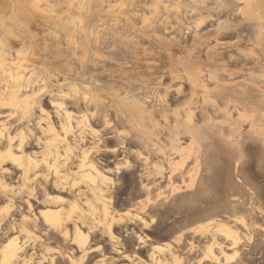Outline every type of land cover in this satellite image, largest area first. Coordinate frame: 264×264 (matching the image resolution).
<instances>
[{"label":"rangeland","instance_id":"obj_1","mask_svg":"<svg viewBox=\"0 0 264 264\" xmlns=\"http://www.w3.org/2000/svg\"><path fill=\"white\" fill-rule=\"evenodd\" d=\"M153 1L0 0V42L6 40L11 53L22 49L25 56L32 55L34 74L45 80L46 85L37 93L40 106L50 113L55 126L58 123L50 102L52 98L62 100L50 97V93L55 94L53 90H57L59 84L63 92H67L65 83L69 82L79 88L80 93L84 90L81 96L94 92L105 102L98 107H85L80 99L78 107L70 108L75 113L74 119L79 120L80 112L87 118L84 125L78 124L83 127V135L86 133L78 152L92 148L89 160L111 180L100 186L101 203L93 196L85 197L99 210L98 221L104 219V203L111 215L107 217L108 222L124 221L125 212L129 211L138 213L147 223L146 228L140 222L112 225L113 234L119 239L117 245L121 247L117 251L113 247L116 244L109 241L106 233L97 230L90 247L100 246V249L91 254L90 261L85 259L82 264H99L103 260V264H158L156 259L174 264L175 256L182 258L181 264H264V102L260 98L261 93L264 95V30L261 31L264 29V0H249L250 15L245 14L244 4L238 0H160L163 5L159 4L156 9H153ZM256 35L263 37L257 39ZM74 46L82 48L83 53L74 50ZM92 53L93 59L90 58ZM209 73L216 75L214 80L208 81ZM188 76H191L189 81ZM159 78L162 85L157 96L166 94L165 102L147 103L139 88ZM195 78L204 88L198 94L189 95ZM216 80L225 87L224 92L215 89ZM179 85L181 91L176 90ZM83 86L87 89H82ZM38 87L35 91L41 88ZM207 88L210 101H214L219 110L216 122L223 124L213 130H209L203 118L212 105L203 101ZM116 90H128L132 97L129 100L144 101L145 105L131 115V120L117 117L115 107L110 106L115 104ZM237 99L245 101L244 105L249 107L241 108ZM63 103L73 106L69 99H64ZM186 108L194 114L191 124L207 131L193 143L181 115ZM7 109L0 108V120L6 119ZM175 109L180 113L178 116L172 113ZM38 111L33 110V117L39 115ZM161 114L168 116L166 124ZM103 116L110 125L104 123ZM134 116H141V121ZM15 120L9 119L14 127L11 132L28 124L22 121L17 124ZM74 126L76 136L68 135L69 141L78 139L77 126ZM161 126L166 129L157 131ZM221 128L227 132L223 131L226 137L219 134ZM32 129L36 137H41L38 128ZM156 144L163 153L152 150ZM112 149L115 152L109 151ZM25 151L36 153L39 159L42 145L31 141ZM136 151L141 155H136ZM156 163L161 174L154 168ZM78 164L75 157L69 160L67 186L74 181L71 173L78 171ZM2 167L8 174L2 172L0 181L5 180L12 186V191L16 192L12 202L19 209L0 198V233H3L0 234V259L3 245L15 237L23 242V256L32 258L24 264H51V261L52 264H68L64 254L71 249H74V257L80 256L75 245L65 244L59 232L44 225L40 216L47 208L59 207L66 214L73 200V190L60 191L53 184L38 187L35 183L23 188L19 170L10 164ZM145 174H149L153 182L141 180L140 176ZM58 179V176H50L52 181ZM78 181L77 191L80 189L84 195L83 179L79 175ZM146 183L150 186L148 192L141 187ZM29 187H34L36 198L30 196ZM45 192L49 197H45ZM57 195L64 198L61 205L52 200ZM234 195L239 198L236 202ZM27 205H31L30 211ZM141 205H146L145 213ZM23 214L29 220L35 218L36 227H31L29 220L24 223ZM241 217L243 223H239ZM213 218L218 220L213 221ZM22 224L30 233H19ZM82 224L89 226L91 221L85 219ZM216 230L220 233H214ZM221 233L233 234L239 244L229 248L231 239ZM136 234L148 236L150 240L142 245ZM216 243H221V247ZM158 244L169 247L159 252L153 249Z\"/></svg>","mask_w":264,"mask_h":264},{"label":"bare ground","instance_id":"obj_2","mask_svg":"<svg viewBox=\"0 0 264 264\" xmlns=\"http://www.w3.org/2000/svg\"><path fill=\"white\" fill-rule=\"evenodd\" d=\"M238 1L243 2L244 4L243 8L245 9L244 10L245 14L248 13L250 15L251 14L250 12L251 4L249 0H238ZM153 3H154L153 9H156L157 6H159V4H162L160 0H154ZM240 12L243 13V10L241 9ZM245 14L243 13V16ZM258 24L260 23L258 22ZM198 26L199 25H197V28ZM263 30L264 29H261V31ZM257 32L260 33V31L258 30V27H257ZM256 37L257 39H262L261 37L263 36L260 37L259 35L258 37L256 35ZM7 47L8 45L6 44V40H2V42H0V108L1 109L8 108L7 109L8 113L5 115L6 119L0 120V174L2 172H7L8 174L7 169H4L2 165L10 164L15 168V170H19L20 172L19 178H20V181L22 182L23 188L27 184L35 183V185L38 187H46L48 185L53 184V187H55L57 190H60V191L68 190L69 192H71L73 190L71 192L73 193V200H71L72 202L66 214H63L61 212L60 207L55 208V209L47 208L46 210L40 213V216H41V219L44 225L59 232L65 244L67 243L74 244L75 251L80 252L81 255L78 257L73 256L74 249L73 250L71 249V251L66 252L64 254V258L66 259L68 264H82V261H84L85 259H86V262L90 261V259L93 257L91 254L100 249L99 248L100 246L94 247V248L90 247L92 241H94L92 240L93 239L92 236L94 233H96L97 230L102 232L103 234L106 233L107 237L109 238V241L116 244L113 246V244L111 243L112 246L116 248L115 250L117 251V248L120 247L119 245H117L119 244V239L118 237L114 236L113 231H112V225L125 224L126 226L127 224L140 222V224H143V227L146 228L147 223L145 222L144 218L138 215V213L131 214L129 211L125 212L126 214H125L124 221H122V219H114V220L112 219L111 221L108 222L107 217L111 215H110L109 209L107 208V206H105L104 203L102 204L103 205L102 214L104 215V219L98 221L99 210L95 207L93 203L89 202V200H86L85 197L87 196L89 198L93 196V198L96 201L101 203L100 200H103V193L100 189V186L106 185L107 183H111V180L107 178L106 176H104L102 172L97 170L96 166L92 163V161L89 160V156L93 152L92 148H86L82 152H78L77 148L79 144L81 142L84 143L86 139V133L85 135H83V132H84L83 127H79L78 124L84 125L83 123L87 122V118L85 114L80 112L79 120H76L74 119L75 113L70 111V108L78 107L77 103L80 99L83 101L85 107H88L89 105H94L93 107H98L99 105H102L105 103L104 100L100 99L99 95H97L94 92L88 96L86 94L84 96H81L84 93V90H82V92L80 93L79 88H76L72 83H69V82L65 83V85L67 86V88H65L67 92H63L62 84H59L57 90H53L57 94L56 93L53 94L54 92L50 93V97H58L59 100H62V101H58L52 98L50 102V105L54 107L53 113L58 123L57 126H55L53 122H51L52 118L50 116V113L40 106V99L38 98L37 93L42 88H45L46 85H45V80L38 79V77H36L34 74L35 68L33 65L34 63H33L32 55L30 56V53H28V55L25 56L22 53V49L17 50L14 53H11ZM74 50H77L78 52H80V54L83 53L82 48H79V46H74ZM262 54L264 55V51H262ZM244 55H246V53ZM90 58L91 59L94 58V53L90 55ZM6 65H10V67L8 66L5 67ZM255 71H254V74H255ZM256 73H258V71H256ZM232 75L233 74L229 73V76H232ZM215 77H216L215 74L209 73L208 81L214 80ZM257 77H259L258 74H257ZM190 78L191 76H188L187 78L188 81ZM262 78H264V75L262 76ZM219 81L216 80L215 83L213 81L212 82L215 85V89L219 88L221 91H223L225 87ZM258 81H259V78H258ZM127 82H129V80H127ZM262 82H264V80ZM161 85H162V82H161V79L159 78L158 81L155 82L154 80V83L153 81H151L150 83L146 82L144 86H141L139 88L144 92V99H146L147 103L151 104L153 102H156L159 104L160 103L163 104L165 102L164 97L166 96V94L162 93L163 95L157 96V94H159V87ZM240 85L238 84L239 87ZM37 86L41 88L35 91ZM192 86L193 87L189 95L198 94L201 92V88H204L202 86V82L199 81L197 78H195L194 84ZM127 87L129 86L127 85ZM243 88L245 87L243 86ZM82 89H87V87L83 86ZM198 89H200V91ZM176 90L181 91V86L179 85L176 88ZM220 90H218V92H221ZM116 91H117V94L114 96L116 97L115 99L116 105L111 104L110 106L115 107L114 109L116 111L117 117L126 118L128 120H131L132 119L131 115L137 114L139 112V108H141L142 105H145L144 101H142L141 103L139 98L129 100L132 97L128 95V92H129L128 90L126 91L116 90ZM204 92L206 93L205 96L207 97H203V101L207 100L212 105H211V109L209 110V112H206L203 115V118L205 120L204 122L208 125L209 130H213V128L215 129V127L216 128L221 127L219 126V124L221 123L220 122L217 123L216 122L217 120L215 118V115L219 113V110L216 104L214 103V101H210L209 99L210 98L208 95L210 94L209 89L207 88ZM256 92L257 90L255 91V93ZM247 93L251 94L252 92L251 93L247 92ZM259 93H257V95ZM261 94L263 95V93ZM240 95H242V93ZM262 95L260 96L259 94L260 98L262 97L261 99L264 100V95L263 96ZM242 97H245V96H242ZM242 97H239V99ZM254 97H258V96L254 95ZM64 99L72 100L73 106L64 105L63 103ZM243 99L244 98H242V100ZM240 100L238 101L237 99L236 101L239 103L241 108L245 109L246 104L244 105V103L246 100L244 99L245 100L244 103ZM263 100L262 102H264ZM258 103L260 104L261 102L259 101ZM248 104L250 103L248 102L247 105ZM262 104L264 105V103ZM262 104L261 106H263ZM147 106L154 107L150 105H147ZM253 106H255V104ZM163 107L164 106H162V108ZM247 107H249V105ZM35 108L39 109L38 111L39 115L37 117H33L34 115H32L33 110ZM119 109H122V111L119 112ZM251 110H254V108H252ZM160 111H165V109H161ZM172 113L174 116H178L180 114L177 109L172 110ZM181 115H183L184 117V121L186 122L185 126L188 129V132L192 135L191 136L192 143L197 141V138L201 136L203 132L204 133L207 132L206 130L195 128V126L191 124L194 114H193V111L190 110V108H186L185 111ZM160 117L164 121L163 124H166L168 116L166 114H161ZM12 118H16L15 122L17 124L21 121L28 122V124L17 128L14 132H11L10 130H13L14 127L12 126L13 124L9 122V119H12ZM134 119L140 122L141 116H134ZM251 120L255 122L254 118H252ZM42 123L44 124V126H41ZM104 123L106 125H110V122L106 120L105 117H104ZM74 124L77 126L78 139L77 140L73 139V141L72 140L69 141L67 139L68 135H71L73 137L76 136V134H74L75 132ZM32 125L34 126L32 128H38L40 130L39 132L41 134L40 135L41 137H36L34 135L33 129L31 128ZM221 125L223 126V124ZM224 128H221L219 130V134L223 137L225 136L224 132H226L222 130ZM164 129H166V126H161L157 129V131L163 132ZM230 130H229L230 133L234 132V129L232 127L230 128ZM92 132L95 133L96 131H92ZM228 135L230 136V134ZM138 140L142 141L140 138H138ZM31 141H35V145L40 144V147L42 145V151L40 152L39 159H37L38 155L35 156L36 153L35 154L34 152L27 153L25 151V149L29 147ZM152 150H157L158 153H163V150L159 146H157V144L152 146ZM109 151L115 152V149H112ZM135 153L138 156L141 155L139 151H136ZM175 154H176V151H175ZM74 157L79 160V164L77 166L78 171L74 170L75 172H72V173L70 172L71 175L73 176V179L74 178L75 179L69 186H67L68 185L67 179L70 177L69 176L70 174L68 171L66 172V170H68L69 160H71V158H74ZM50 158L53 161L50 162ZM62 159H63V163H60V160ZM144 163L146 164L145 159H144ZM154 168L156 172L158 171L159 174L162 173L159 169L160 166L157 163L154 164ZM80 172L82 173L79 174ZM10 173L12 174V172ZM78 175L80 179H83V185L85 188V191L84 190L83 191L86 192L87 194L85 193L84 195H82V191H80V189L79 191H77V189L80 187L79 186L80 181L76 182V178L78 177ZM50 176L51 177L58 176L59 179L57 181H52L50 180ZM140 179L153 182V178L149 174L140 176ZM141 187L145 189L147 192L149 191V188H150V186L147 183L141 184ZM11 188L12 186H10V184H8L7 181L5 180L0 181V198H5L8 202L7 205H11L19 209V206H15L14 202H12L13 200L12 197L14 196L13 194L16 192H13ZM29 189L31 191V193H29L30 196L33 198H36L37 192H35L34 187H29ZM74 190H76V192H74ZM22 193L23 192L19 191V194H22ZM44 195L45 197H49V194L46 192L44 193ZM232 198L235 202L239 200L237 195H234ZM52 200L55 201V204L61 205L60 203L63 202L64 198L57 195ZM141 206H143L140 208L141 211L145 213L146 212L145 210H147L146 205L145 206L141 205ZM82 207H85L86 209L84 210ZM27 209H28L27 211H30L31 205H27ZM34 219L35 218H31L29 220L28 216L24 214L21 215V220L24 223L25 221L29 220L30 222L29 225L31 227H36V221H35L36 219L35 220ZM83 219L84 220L87 219L91 221V224L89 226L83 225L82 224V222L84 223ZM212 220L217 221L218 219L213 218ZM242 221H244V218L241 217V219H239V223H243ZM68 225H71V229L70 228L68 229ZM10 228L11 230L14 229L13 226ZM18 229H19V233L21 232L30 233V231L28 230V227L25 226V224L20 225ZM4 230L5 229H3V231ZM214 233H220V231L216 230ZM0 234H3V233H0ZM221 234H223L225 238L231 239L229 242V248H234L239 244V240L237 239L235 235L234 236L236 238L234 237L235 238L234 239L232 236L233 234L231 233H221ZM217 235L220 236L219 234ZM217 235L214 234V236H217ZM136 236H137L139 243H141L142 245L145 244L146 241L150 240L148 236H143L139 234H136ZM216 245L219 248L221 247L220 246L221 243H216ZM168 247L169 246L167 245L158 244V245H154L153 249L159 252H162ZM24 251H25V247H23V242L21 241L18 242L16 237L11 238L10 240H8V242L5 245H3L1 249L0 264H14L18 261L23 262V264L29 262L30 260H32V258L26 259L23 256ZM118 252H121L120 249L118 250ZM126 256L128 257V255ZM228 260L229 259L227 258L226 261L228 262ZM103 261H101V263L99 264H103ZM156 261L158 264H167L163 260H160V259H156ZM181 262H182L181 257H177V256L174 257V264H181ZM52 263L53 261H51V264Z\"/></svg>","mask_w":264,"mask_h":264},{"label":"flooded vegetation","instance_id":"obj_3","mask_svg":"<svg viewBox=\"0 0 264 264\" xmlns=\"http://www.w3.org/2000/svg\"><path fill=\"white\" fill-rule=\"evenodd\" d=\"M108 161H112V160H108Z\"/></svg>","mask_w":264,"mask_h":264}]
</instances>
